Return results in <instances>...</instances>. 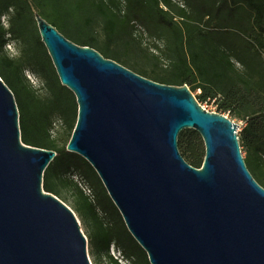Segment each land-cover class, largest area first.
I'll use <instances>...</instances> for the list:
<instances>
[{"label": "water", "instance_id": "95a60500", "mask_svg": "<svg viewBox=\"0 0 264 264\" xmlns=\"http://www.w3.org/2000/svg\"><path fill=\"white\" fill-rule=\"evenodd\" d=\"M40 39L77 117L66 150L95 170L150 264H264V187L241 153L237 124L204 109L187 84L144 77L61 34L38 12ZM192 129L200 168L178 148ZM51 149L21 140L0 77V264H92L80 223L43 189Z\"/></svg>", "mask_w": 264, "mask_h": 264}, {"label": "trees", "instance_id": "16d2710c", "mask_svg": "<svg viewBox=\"0 0 264 264\" xmlns=\"http://www.w3.org/2000/svg\"><path fill=\"white\" fill-rule=\"evenodd\" d=\"M102 1L107 39L104 43L109 44L118 34V23L123 28L136 25L140 32L163 42L174 58L171 71L150 75L149 79L187 84L192 93L195 83L200 82L201 93L195 97L198 102L214 99L218 111H236L235 115L244 122L237 133L240 149L246 152L243 158L254 179L264 187V0ZM79 4L71 0H0V17L10 14L7 29L0 22V77L14 95L21 140L56 152L43 173V189L58 193L55 180L63 185V180L75 175L92 191L87 202L91 226L88 248L94 261L121 264L118 257L109 253L113 246L121 259L130 264H150L95 170L80 155L66 150L76 123L77 103L71 91L58 81L37 33L34 12L69 40L90 46L126 67L117 53L99 45L86 28L87 21L82 24ZM11 39L22 42L21 55L16 59L4 52ZM234 61L242 66L239 74L234 72ZM25 70L40 78L49 93L47 98L35 94L23 75ZM132 71L147 76L145 71ZM52 114L62 118L67 126L62 144L51 138ZM178 136V146L184 147L183 158L200 168L205 149L199 134L185 129Z\"/></svg>", "mask_w": 264, "mask_h": 264}, {"label": "rangeland", "instance_id": "374dc122", "mask_svg": "<svg viewBox=\"0 0 264 264\" xmlns=\"http://www.w3.org/2000/svg\"><path fill=\"white\" fill-rule=\"evenodd\" d=\"M73 4L80 3L78 6V13L81 17L82 24L87 21L86 28L96 37L97 42L102 47H107L112 52L117 53L118 58L125 61L126 67L131 70H137V72L145 71L147 73V78H151L150 75H163L165 72H169L173 69V61L174 58L172 54L167 50L163 44V42L156 40L154 37H149L145 33L140 32V28L136 25H128L123 28L117 24L118 34L113 36L112 41L109 44H106V35L104 32V16L101 13V8L103 9L102 0H71ZM10 11V10H9ZM11 13V11L9 12ZM107 14L110 13L107 11ZM10 14L2 15L0 17V22L2 26L7 29L10 25ZM46 19V18H44ZM37 33L38 28L36 26ZM22 42L19 40L11 39L8 41V44L4 48L5 54L11 58L16 59L21 55V46ZM48 54V53H47ZM49 56V55H48ZM51 62V60H50ZM233 69L236 74L242 72L241 64L236 61L233 62ZM51 66L55 68L51 62ZM125 66V65H124ZM136 72V71H135ZM23 75H25V79L27 83L31 86V88L35 91V94L41 98L45 99L49 96L48 91L44 88L43 84L39 77L30 71L25 70ZM57 76V74H56ZM58 78V76H57ZM59 81V78H58ZM60 83V81H59ZM200 82L195 83L197 86L193 95L197 98V95L201 93V88L198 87ZM61 85V83H60ZM53 90L57 93V89L54 86ZM72 93V92H71ZM67 97H71V95L65 92ZM74 99L75 96L72 93ZM217 101L214 99H207L203 101H199V104L203 106L208 111H214L221 114L226 115V117L230 118L234 123L237 124V133H240V130L244 124L243 120L235 115L236 111H218ZM241 113V112H239ZM77 115V108H76ZM53 128L50 132L51 138H56L58 144H62V140L66 138V124L63 119L60 118L56 114H52ZM182 131H185L182 130ZM185 135V134H184ZM184 135L182 138H184ZM179 139V136H178ZM180 153L186 158L183 146H178ZM242 155L245 158L246 152L244 149H241ZM58 193H53L56 197H58L61 201H63L67 206H69L73 212L75 213L79 223L81 230L85 234L87 241L89 240V234L91 232L90 226V218H89V209L87 206V202L90 201L92 196V191L88 188V186L82 182L77 176H71L68 180H63V185H60L56 180ZM89 245V242H88ZM109 253L113 258L118 257V261L121 264H130L129 262L121 259L118 255V251L115 247L110 246ZM89 259L92 264H105L104 262L99 263V261H94L93 257L89 253ZM148 259V258H147Z\"/></svg>", "mask_w": 264, "mask_h": 264}, {"label": "built area", "instance_id": "2783aa9c", "mask_svg": "<svg viewBox=\"0 0 264 264\" xmlns=\"http://www.w3.org/2000/svg\"><path fill=\"white\" fill-rule=\"evenodd\" d=\"M203 107V106H202ZM205 109V108H204Z\"/></svg>", "mask_w": 264, "mask_h": 264}]
</instances>
